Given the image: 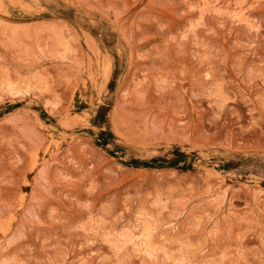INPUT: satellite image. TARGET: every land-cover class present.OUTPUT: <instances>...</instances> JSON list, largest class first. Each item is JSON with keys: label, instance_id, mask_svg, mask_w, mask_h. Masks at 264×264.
<instances>
[{"label": "rangeland", "instance_id": "1", "mask_svg": "<svg viewBox=\"0 0 264 264\" xmlns=\"http://www.w3.org/2000/svg\"><path fill=\"white\" fill-rule=\"evenodd\" d=\"M0 264H264V0H0Z\"/></svg>", "mask_w": 264, "mask_h": 264}]
</instances>
